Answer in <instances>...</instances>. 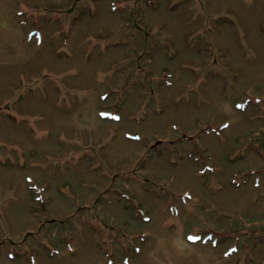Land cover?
<instances>
[{"label": "rangeland", "instance_id": "rangeland-1", "mask_svg": "<svg viewBox=\"0 0 264 264\" xmlns=\"http://www.w3.org/2000/svg\"><path fill=\"white\" fill-rule=\"evenodd\" d=\"M0 105V264H264V0H0Z\"/></svg>", "mask_w": 264, "mask_h": 264}]
</instances>
